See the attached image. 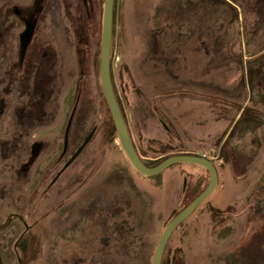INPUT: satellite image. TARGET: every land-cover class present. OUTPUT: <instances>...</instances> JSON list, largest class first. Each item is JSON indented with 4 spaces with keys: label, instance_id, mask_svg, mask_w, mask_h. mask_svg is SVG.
I'll list each match as a JSON object with an SVG mask.
<instances>
[{
    "label": "rangeland",
    "instance_id": "1",
    "mask_svg": "<svg viewBox=\"0 0 264 264\" xmlns=\"http://www.w3.org/2000/svg\"><path fill=\"white\" fill-rule=\"evenodd\" d=\"M103 6L0 0V264H152L210 181L129 161L101 85ZM110 68L144 161L217 167L164 262L264 264V0H114Z\"/></svg>",
    "mask_w": 264,
    "mask_h": 264
},
{
    "label": "water",
    "instance_id": "2",
    "mask_svg": "<svg viewBox=\"0 0 264 264\" xmlns=\"http://www.w3.org/2000/svg\"><path fill=\"white\" fill-rule=\"evenodd\" d=\"M113 15H114V0H104L103 19H102V39H101L100 62H99L100 78H101L102 89L115 123L117 136L129 161L138 172L144 175L158 174L167 167H169L170 165L179 162H189V163L198 164L204 166L210 172V181L208 185L199 194H197L190 203H188L180 212H178L164 228L157 243L152 260V264H162L165 248L173 231L185 219H187L209 195H211L214 192L218 184V171L213 160L207 158L206 156L194 155V154L170 155L165 159H163L161 162L151 166L144 162L133 142V139L131 137L128 125L126 123L122 109L119 105L113 86L111 68H110V54H111V44H112V36H113ZM70 122L67 126L66 134H65V145H64L65 149L68 144V132L70 127ZM91 137H92V133L86 138L85 142L79 148V151L88 143ZM78 153L79 152H77V154Z\"/></svg>",
    "mask_w": 264,
    "mask_h": 264
},
{
    "label": "trees",
    "instance_id": "3",
    "mask_svg": "<svg viewBox=\"0 0 264 264\" xmlns=\"http://www.w3.org/2000/svg\"><path fill=\"white\" fill-rule=\"evenodd\" d=\"M163 159H165V158H163ZM163 159H162V160H163ZM162 160H161V161H162ZM161 161H159V162H161ZM144 162H145L146 164L150 165V164L147 163L146 161H144ZM159 162H157V163H159ZM157 163H156V164H157ZM152 165H155V164H152ZM150 166H151V165H150ZM198 193H199V192H198ZM198 193H197V194H198ZM197 194H196V195H197ZM196 195H195V196H196ZM195 196H194V197H195ZM162 264H169V263H168V261L164 262V260L162 259Z\"/></svg>",
    "mask_w": 264,
    "mask_h": 264
},
{
    "label": "flooded vegetation",
    "instance_id": "4",
    "mask_svg": "<svg viewBox=\"0 0 264 264\" xmlns=\"http://www.w3.org/2000/svg\"><path fill=\"white\" fill-rule=\"evenodd\" d=\"M75 159V157H72L68 160L67 165H70V163Z\"/></svg>",
    "mask_w": 264,
    "mask_h": 264
}]
</instances>
